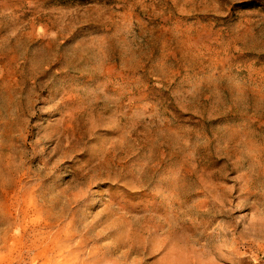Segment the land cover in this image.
<instances>
[{
	"label": "rangeland",
	"instance_id": "374dc122",
	"mask_svg": "<svg viewBox=\"0 0 264 264\" xmlns=\"http://www.w3.org/2000/svg\"><path fill=\"white\" fill-rule=\"evenodd\" d=\"M0 264H264V0H0Z\"/></svg>",
	"mask_w": 264,
	"mask_h": 264
}]
</instances>
